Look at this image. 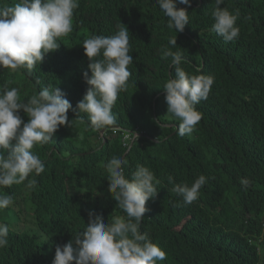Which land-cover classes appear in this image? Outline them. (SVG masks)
Instances as JSON below:
<instances>
[{
	"label": "trees",
	"instance_id": "obj_1",
	"mask_svg": "<svg viewBox=\"0 0 264 264\" xmlns=\"http://www.w3.org/2000/svg\"><path fill=\"white\" fill-rule=\"evenodd\" d=\"M190 5H177L186 8L188 25L176 34L155 0H79L75 30L56 58L84 61L83 40L114 35L125 26L133 66L116 103L119 123L141 138L128 154L119 142L100 153L60 143L35 145L32 152L44 162L42 173L29 176L36 187L2 190L13 196L16 209L0 210V223L13 234L9 247L0 250V264H40L51 245L83 231L90 211L106 223L126 216L107 192L104 165L113 157L131 169L127 179L144 166L159 180L140 224V232L166 253L159 264H264V0H224L220 7L238 13L239 27L238 37L227 43L212 36L215 0ZM175 36L177 47H171ZM162 46L181 53L187 74L214 78L207 99L195 105L202 119L191 134L180 136L179 120L167 113L163 85L175 78V66L171 57L161 58ZM49 77L40 69L32 75L0 69V88H19L27 99L31 86ZM200 175L207 183L195 201L184 204L174 185L191 186Z\"/></svg>",
	"mask_w": 264,
	"mask_h": 264
},
{
	"label": "clouds",
	"instance_id": "obj_2",
	"mask_svg": "<svg viewBox=\"0 0 264 264\" xmlns=\"http://www.w3.org/2000/svg\"><path fill=\"white\" fill-rule=\"evenodd\" d=\"M223 2L215 0L211 30L212 36L219 35L227 43L238 37V13L220 7ZM155 4L168 18V27L176 34L183 32L188 12L177 5L190 7V0H155ZM78 7L79 0H18L0 5V69H21L27 75L40 69L50 76L41 86L40 81L38 86L33 84L30 90L34 91L27 99L19 88H0V210L16 209L15 199L4 193V188L36 187V180L29 176L42 173L44 162L32 152L35 145L60 143L100 153L108 143L119 142L128 154L141 138L140 133L119 123L116 103L130 82L133 66L130 33L125 26L120 24L114 35L94 34L83 40L84 61L56 58L65 48L66 37L75 30L73 17ZM168 43L177 47L176 36ZM160 54L161 58L171 57L175 66V78L163 85L167 113L179 120L180 136L191 134L202 119L195 105L207 99L214 78L187 74L180 67L181 53L169 47L162 46ZM77 120L86 123L85 135L75 124ZM72 131L77 132L74 137ZM123 164L121 158L113 157L104 168L107 192L126 216H114L106 223L90 211L83 231L63 245H51L40 264H159L166 260V253L140 232L148 211L146 202L156 197L159 180L144 166H138L129 180L125 171L131 169ZM206 183L207 178L200 175L191 186L175 184L172 191L187 205L198 198ZM248 183L241 179L242 185ZM11 233L7 224L0 223V250L9 247Z\"/></svg>",
	"mask_w": 264,
	"mask_h": 264
},
{
	"label": "rangeland",
	"instance_id": "obj_3",
	"mask_svg": "<svg viewBox=\"0 0 264 264\" xmlns=\"http://www.w3.org/2000/svg\"><path fill=\"white\" fill-rule=\"evenodd\" d=\"M75 124L81 126V128H82L81 135H85V131H84V130H85V128H86V123H82V122H80L79 120H77V121H75Z\"/></svg>",
	"mask_w": 264,
	"mask_h": 264
}]
</instances>
